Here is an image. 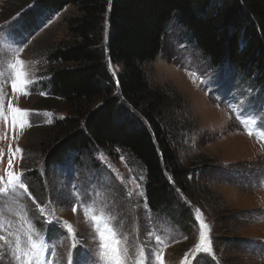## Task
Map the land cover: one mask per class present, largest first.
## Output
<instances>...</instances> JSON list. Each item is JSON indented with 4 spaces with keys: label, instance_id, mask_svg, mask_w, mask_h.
Segmentation results:
<instances>
[{
    "label": "rangeland",
    "instance_id": "1",
    "mask_svg": "<svg viewBox=\"0 0 264 264\" xmlns=\"http://www.w3.org/2000/svg\"><path fill=\"white\" fill-rule=\"evenodd\" d=\"M35 3L0 0L4 112L10 116L11 104L28 113L23 129L0 118V176L7 180L11 159L12 170L27 188L0 193V264H26L28 235L41 243L39 264H68L69 254L71 264H78L82 252L104 264L94 216L112 227L127 247L125 264H149V253L151 264H160L155 255L163 264H264V91L234 78L228 68L214 66L176 21L163 38L158 58L144 65L147 81L168 92L173 109L185 119L187 130H173L169 137L180 162L217 197L205 195L191 205L199 223L186 232L171 216L150 209L145 169L129 152L92 147L49 170L45 156L27 148L29 140L33 144L45 139L51 127L68 116L63 102L51 95L48 57L71 42L66 20L77 14L67 7L26 33L22 22L30 19ZM105 26L106 39L108 23ZM16 59L24 61L32 81L25 86L26 95L11 87L9 63ZM108 68L114 77L122 71L110 61ZM200 164L202 169L196 168ZM201 222L208 225L210 253L196 250ZM32 264H37L35 257Z\"/></svg>",
    "mask_w": 264,
    "mask_h": 264
},
{
    "label": "trees",
    "instance_id": "2",
    "mask_svg": "<svg viewBox=\"0 0 264 264\" xmlns=\"http://www.w3.org/2000/svg\"><path fill=\"white\" fill-rule=\"evenodd\" d=\"M35 2L30 19L22 22L26 33L67 7L77 14L66 20L71 42L48 57L51 95L63 102L68 116L45 139L29 140L27 148L43 154L49 170L92 147L129 152L145 169L150 209L190 231L199 223L191 205L217 197L180 162L169 137L173 130H187L185 119L173 109L170 94L147 81L143 67L158 58L176 21L214 66L228 68L234 78L264 91V0ZM108 61L121 66L117 77Z\"/></svg>",
    "mask_w": 264,
    "mask_h": 264
},
{
    "label": "snow or ice",
    "instance_id": "3",
    "mask_svg": "<svg viewBox=\"0 0 264 264\" xmlns=\"http://www.w3.org/2000/svg\"><path fill=\"white\" fill-rule=\"evenodd\" d=\"M9 68L12 70L13 79L11 82V87L13 92H20L22 94H27L24 89L25 86L32 81L28 79V72L25 70L24 61L20 59H16L13 62L9 63ZM0 76H3V73H0ZM2 89H0V118L10 119L13 127L17 124L21 129H23L27 123L26 117L28 115L27 111H24L18 107H14L9 104V112L10 116H5L4 105L2 99ZM44 94V93H40ZM252 135L251 131L248 133ZM16 152H21L22 150L17 148ZM0 183H4V187L0 188V193H6L9 188L14 189L15 187H19L27 190L26 184L23 182L21 175H17L12 170V160L8 161V172H7V180H4L3 176H0ZM142 195V193H141ZM75 211V209H73ZM87 215V213H86ZM93 220L96 221L95 231L98 234L99 238V256L103 259L104 264H125V259L128 255L127 247H122V242L117 239V233L110 227L107 223H102L101 219L98 217H92ZM66 223V222H65ZM200 232V245L197 246V251L203 250L205 253H210L212 251L211 242L208 239V225L201 222ZM68 231L72 232L71 225L68 226ZM2 239V237H0ZM30 242V249L25 252L23 255L27 257L26 264H32V259L35 257L37 259V264H39V256L41 250V243H38L32 240L31 235L27 237ZM75 245H73L74 247ZM19 239L17 238L16 249L19 250ZM152 253H149V264L152 261ZM15 259L20 261V256L16 255ZM155 259L160 260V264H163V260L159 255H155ZM71 264V258L69 254V262ZM78 264H97V262L89 255L88 252H82L80 254V258L78 260Z\"/></svg>",
    "mask_w": 264,
    "mask_h": 264
}]
</instances>
